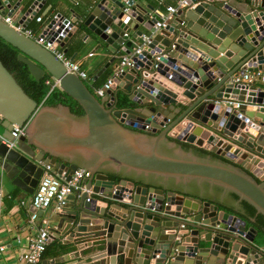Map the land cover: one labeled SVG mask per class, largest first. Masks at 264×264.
I'll return each mask as SVG.
<instances>
[{
    "label": "water",
    "instance_id": "water-1",
    "mask_svg": "<svg viewBox=\"0 0 264 264\" xmlns=\"http://www.w3.org/2000/svg\"><path fill=\"white\" fill-rule=\"evenodd\" d=\"M43 3L0 0V12L7 7L12 20L26 25ZM77 3L69 9L74 18L59 12L47 26L58 25L57 33L68 23L60 45L84 34L111 54L98 75L134 46L125 33L134 30L139 40L141 24L150 42L97 97L50 50L0 19V39L20 52L29 75L39 81L47 72L83 111L40 103L0 60V126L23 127L12 147L0 139L1 172L29 194L46 164L66 179L77 168L89 172L84 187L67 196L72 206L56 214L62 219L48 241L68 234L78 242L96 232L91 236L103 238L106 249L100 264H264L263 236L219 201L221 193H234L264 216V87L230 82L264 70V0H188L158 29L151 4ZM61 111L83 119L87 134L65 132L61 121L55 129L53 114Z\"/></svg>",
    "mask_w": 264,
    "mask_h": 264
},
{
    "label": "crops",
    "instance_id": "crops-1",
    "mask_svg": "<svg viewBox=\"0 0 264 264\" xmlns=\"http://www.w3.org/2000/svg\"><path fill=\"white\" fill-rule=\"evenodd\" d=\"M134 1L143 5L151 4L154 7L153 11H151V14L154 15L155 13H157L158 20H160L161 18L160 15L162 13H165L167 5H176L177 2L176 0ZM77 2L78 0L75 2H72V0H45V3H43L42 6L38 8L36 15L31 20H29V22L25 26L26 28L31 29L34 35L40 34L42 33L43 27L47 24V22L59 12H61L66 17L74 18L69 9H78L80 5ZM49 6L50 8L48 9ZM3 10L5 11V14L10 11V9L7 7H4ZM46 10L47 12L46 14H44ZM39 15L42 17V20L40 22H37L36 17ZM17 18L13 20L14 24L18 23L16 22ZM138 28L144 30V34H148V31L141 24L138 26ZM133 33L134 30H131L125 37L127 40H131L135 46L140 40H136L133 37ZM74 36L75 35H73V37H70L64 45L59 44L58 46L70 58L79 61L82 68H84L88 72L89 83L87 81H84V83L86 84L88 89L90 88L93 90V86L100 85L108 77V75L112 73V66L116 63L117 57L113 64H111L104 70V72H101V74L98 75L101 68H103L105 63L109 61L111 54H107L104 48L96 49L95 46L97 42L88 38L86 35L84 36V34L77 35V42L73 39ZM19 53V51H16V55H18ZM122 53L123 51H119L117 55ZM43 77L45 78V80L51 79L50 75L47 72H45V75H43ZM254 82L257 86L264 87V82L258 79L254 80ZM45 86L47 93H45V96H43V98L39 102L42 104H50L46 103L47 101L45 102V99L49 97V94H51L53 90L60 89L58 88V86L53 89H51L50 86ZM59 94H57L56 96L58 97ZM56 96L54 93H52L51 95L52 98H55ZM60 96L62 98V101L58 103H63L65 105H69L70 107L72 106V100L70 98H63L65 96L64 93ZM70 109L71 112L78 115L83 113V111L82 113H77L76 111L78 110L73 109L72 107ZM247 109L253 110L254 106L248 105ZM53 117H55V129L60 130V128L62 129L63 126L65 132L69 131L74 135L87 134V123L83 121V119L76 118L66 111H61L59 114H56L54 112ZM59 121L62 122V126L60 123H58ZM1 133H3V130H0V134ZM183 145L191 147V144L187 142H183ZM195 149L200 152H205V150L202 148L195 147ZM109 178H115V176L110 175ZM220 190L224 191L221 188ZM0 192V244L5 245V249L0 253V264H11L17 261L18 256L26 251L28 240L37 232L36 227L41 224L42 219L47 220L51 228H54L56 227L57 220L62 219V216H56V214L58 212H67L69 209L68 206L70 204V206H72V203L67 202L65 206H63L60 210H57L52 205L47 209L37 211L38 218L34 222H30L29 216L33 211L30 201L33 193H25L21 189L14 186L11 183L10 179L6 176V174L4 172H1V169ZM220 195L221 200H217H219L221 204L226 205V209H228L234 215H237L238 217L246 220L247 226H253V219L255 218L253 217V215L248 213L246 206L242 205V202L240 203L237 195H235L234 193H221ZM97 197L102 201L106 200L105 198H101L99 196ZM100 204L104 205V202H101ZM110 205L113 206V210H121L120 207L118 205H114L113 202H111ZM240 206L243 207V209ZM248 216L252 218L250 219L248 218ZM257 231L260 234V231ZM94 233L96 232H89L90 237L88 239H84L78 242H75V238H71L68 234L62 235L60 237L50 238L46 249L42 254L39 264H79L83 261H85L86 264L102 263L103 259H96H98V257L106 251V249L104 248V240H102L103 238L101 237H92L91 235H93ZM261 241V244L264 246V238H261Z\"/></svg>",
    "mask_w": 264,
    "mask_h": 264
},
{
    "label": "built area",
    "instance_id": "built-area-1",
    "mask_svg": "<svg viewBox=\"0 0 264 264\" xmlns=\"http://www.w3.org/2000/svg\"><path fill=\"white\" fill-rule=\"evenodd\" d=\"M164 1V0H161ZM176 5H167L165 13L160 15V20H157L154 24V28L158 29L164 27L168 21L171 19L172 15L176 11L177 7H185L188 5V0H176ZM0 19L5 23L11 24L16 30L24 33L26 36L34 39L37 43L41 44L46 49L50 50L57 59H59L66 70L71 73H75L83 81L89 83L88 72L82 68L81 64L77 60L70 58L58 45L67 32L70 29L68 23L63 25L61 31L55 33L58 25L54 27H48L47 24L43 27V31L40 34L34 35L31 29L26 28L22 23L14 24L11 15L1 14ZM51 19L55 22L58 17L54 15ZM42 17L39 15L36 17V21L40 22ZM55 33V34H54ZM125 36L128 34L125 33ZM140 41L133 46L128 52H123L117 55V61L112 73L100 84L93 86L94 94L98 97H103L107 94V91L111 89L113 80L124 70L131 68L135 63V58L141 59V54L143 49L150 42L149 34H142ZM159 56H156L153 65L156 67ZM171 75L168 76L170 78ZM260 80L264 82V71L257 69L251 71H244L233 75L230 78V82L233 84H244L253 82L254 80ZM44 84L50 86L51 89L58 86V80L46 79ZM238 102H234V106H238ZM144 128L148 127V124L143 123ZM10 137H6L0 134L1 142L4 143L8 148L12 147L15 143L14 139L23 134V127L17 124H13L12 129L9 131ZM14 138V139H12ZM89 175V172L84 168H77L70 175L69 179L63 176L57 175L52 166L46 164L43 169V173L36 185V188L31 197V206L34 208L29 216V221L34 222L38 218L37 211L47 209L50 206H54L55 209L60 210L67 203V196L74 191L84 187V179ZM115 193V189L111 191V194ZM90 195V194H89ZM1 196V192H0ZM167 204V203H164ZM185 227L184 224H180V229ZM37 232L32 235L27 243V249L21 253L17 261L11 264H39L42 254L44 253L46 246L48 244V238L51 231V226L47 220L42 219L41 224L36 227ZM177 240L181 239V235L176 236ZM5 249L4 244H0V253Z\"/></svg>",
    "mask_w": 264,
    "mask_h": 264
},
{
    "label": "trees",
    "instance_id": "trees-1",
    "mask_svg": "<svg viewBox=\"0 0 264 264\" xmlns=\"http://www.w3.org/2000/svg\"><path fill=\"white\" fill-rule=\"evenodd\" d=\"M16 49L11 46L10 44L6 43L2 39H0V60L5 65V67L13 74L17 82L23 87L25 92L32 98L36 99L37 101H40L43 96H45L46 86L44 84L45 78L43 77L39 81H35L31 75L28 73L27 66L18 60L16 55ZM89 90L94 93L92 89L89 88ZM52 93L59 94V96L52 98ZM37 94V95H36ZM60 95H63V92L56 89L49 94V97L45 99L46 103L54 104L62 101V98ZM73 109V106H71ZM77 113H82L81 109H76ZM243 204L246 206L247 211L249 214L253 215L255 218L253 222V226L260 231V234L264 238V216L262 214H257L255 209L248 204L247 202H243Z\"/></svg>",
    "mask_w": 264,
    "mask_h": 264
},
{
    "label": "rangeland",
    "instance_id": "rangeland-1",
    "mask_svg": "<svg viewBox=\"0 0 264 264\" xmlns=\"http://www.w3.org/2000/svg\"><path fill=\"white\" fill-rule=\"evenodd\" d=\"M0 130L2 131L3 130V134L5 135V136H9L10 135V132L9 131H6V130H4L1 126H0Z\"/></svg>",
    "mask_w": 264,
    "mask_h": 264
}]
</instances>
